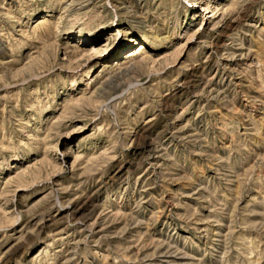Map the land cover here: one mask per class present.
Wrapping results in <instances>:
<instances>
[{"label": "rangeland", "instance_id": "rangeland-1", "mask_svg": "<svg viewBox=\"0 0 264 264\" xmlns=\"http://www.w3.org/2000/svg\"><path fill=\"white\" fill-rule=\"evenodd\" d=\"M0 264H264V0H0Z\"/></svg>", "mask_w": 264, "mask_h": 264}]
</instances>
